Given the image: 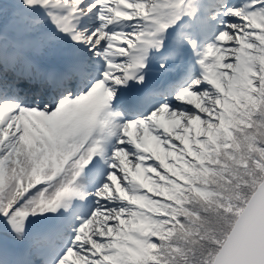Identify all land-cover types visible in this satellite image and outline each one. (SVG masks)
<instances>
[{"label":"snow or ice","instance_id":"snow-or-ice-1","mask_svg":"<svg viewBox=\"0 0 264 264\" xmlns=\"http://www.w3.org/2000/svg\"><path fill=\"white\" fill-rule=\"evenodd\" d=\"M0 264H264V0H0Z\"/></svg>","mask_w":264,"mask_h":264}]
</instances>
